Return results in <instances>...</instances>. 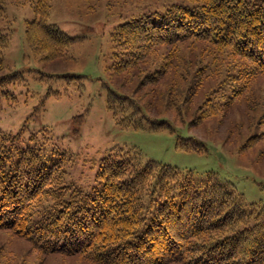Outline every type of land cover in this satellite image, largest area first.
I'll return each instance as SVG.
<instances>
[{
    "label": "trees",
    "instance_id": "trees-1",
    "mask_svg": "<svg viewBox=\"0 0 264 264\" xmlns=\"http://www.w3.org/2000/svg\"><path fill=\"white\" fill-rule=\"evenodd\" d=\"M28 1L36 14L26 27L31 49L47 60L64 57L75 39L47 22L52 0ZM4 3L0 0V17L6 14ZM9 41L0 32V72ZM112 41L114 72H138V87L164 82L185 50L166 49L163 61L146 66L157 47H218L214 50L236 59L237 85L226 105L264 74V0H185L119 24ZM203 66L209 75L208 64ZM14 77L0 75V83ZM183 84L171 83L169 96L175 98L179 90L187 96L190 87ZM138 90L109 96L119 124L171 130L168 118L148 114L150 105L137 97ZM174 107L187 119L186 107ZM178 140L185 150L205 151L190 138ZM16 142L0 132V228L42 253L81 255L94 264H264V208L248 204L215 171L199 180L191 170L155 160L143 164L139 150L115 147L95 158L96 179L85 190L67 183L71 155L52 160L41 147Z\"/></svg>",
    "mask_w": 264,
    "mask_h": 264
},
{
    "label": "rangeland",
    "instance_id": "rangeland-1",
    "mask_svg": "<svg viewBox=\"0 0 264 264\" xmlns=\"http://www.w3.org/2000/svg\"><path fill=\"white\" fill-rule=\"evenodd\" d=\"M184 1L52 0L47 22L75 40L64 57L47 60L31 49L26 37L27 21L36 17L32 2L4 0L0 32L8 34L10 41L0 75L16 79L5 86L0 83V132L19 141V146L41 147L52 160L61 153L71 155L66 180L74 188L89 190L94 184L95 158L115 147L135 148L143 164L155 160L191 170L199 180L207 171H215L248 204L264 208V74L251 80L244 95L224 105L237 85L232 78L236 59L207 43L157 47L146 66L163 61L166 49H185L174 57V68L161 84L138 87V72L135 76L114 72L115 28ZM205 64L209 75L203 73ZM126 79L129 85L123 87ZM185 81L188 95L179 90L175 98L170 97V84ZM137 89V97L151 107L148 114L168 118L174 132L119 124L108 106L109 96ZM174 106L186 107L187 119L182 120ZM179 136L200 143L205 151L183 149ZM0 264L94 263L76 254L42 253L31 241L0 228Z\"/></svg>",
    "mask_w": 264,
    "mask_h": 264
}]
</instances>
